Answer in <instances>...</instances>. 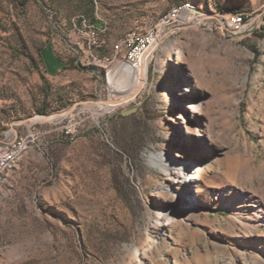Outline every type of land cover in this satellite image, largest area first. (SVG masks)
Listing matches in <instances>:
<instances>
[{
    "label": "rangeland",
    "instance_id": "rangeland-1",
    "mask_svg": "<svg viewBox=\"0 0 264 264\" xmlns=\"http://www.w3.org/2000/svg\"><path fill=\"white\" fill-rule=\"evenodd\" d=\"M184 2L196 17L164 28L139 85L128 33ZM15 139L0 264H264V0H0V146Z\"/></svg>",
    "mask_w": 264,
    "mask_h": 264
},
{
    "label": "bare ground",
    "instance_id": "bare-ground-1",
    "mask_svg": "<svg viewBox=\"0 0 264 264\" xmlns=\"http://www.w3.org/2000/svg\"><path fill=\"white\" fill-rule=\"evenodd\" d=\"M182 4H188L191 9L195 10V4H193L191 2H184ZM164 17H165V15H164ZM156 32H157V29H153V30L149 31L138 42H144V41L149 40L154 34H156ZM156 45H158V43H156L152 47H150V49L141 56V58L139 59L138 62H136V63H130L129 62V64H132V67L136 68V70L139 73V76H138V84L139 85L141 84V82H143V80L145 78L146 67H147L148 61L150 59L152 49ZM181 52L178 51V53H177L178 58L182 57L183 54ZM118 100L115 98H112L111 101L115 103ZM119 101H121V100H119ZM26 145H27V143L22 144L15 151L14 154L5 155L4 160H2L0 163V169H4V168L10 166L12 163H14L17 160L20 153L23 151V149H25ZM17 146H18V139H15V140L11 141L10 144L6 148H2V151H10L13 147H17ZM150 161L152 164L162 166L163 168H167V169L178 168V169H180L183 173V179H185L187 184H189V182H193L196 184L197 183L196 179L200 178L197 175V173H200V166L193 167V166H190L189 164H187L185 166L183 163H180L178 160H176V157H174V155L172 153H166V152L153 153L150 157ZM159 205L160 206L157 209V217L160 218V220H162V221L165 220L168 222L169 221L168 216H170V221L171 222L174 221V215H173L172 211L174 210L175 207L170 203L160 202Z\"/></svg>",
    "mask_w": 264,
    "mask_h": 264
},
{
    "label": "built area",
    "instance_id": "built-area-1",
    "mask_svg": "<svg viewBox=\"0 0 264 264\" xmlns=\"http://www.w3.org/2000/svg\"><path fill=\"white\" fill-rule=\"evenodd\" d=\"M197 12L191 9L188 4H176L173 5L167 12L165 17H163L160 23L157 25V32L149 40L144 42H137V31H130L125 39L128 45V54L126 56V61L130 63H136L139 61L141 56L147 52L150 47L156 43H160L163 37L164 28L167 25L190 22L196 17ZM225 26L228 25L233 32H242L247 26V16L242 12H228L221 15ZM28 141L26 139H19L18 146L13 147L10 151H2L0 146V163L4 160L5 155L14 154L15 151L22 145L26 144Z\"/></svg>",
    "mask_w": 264,
    "mask_h": 264
},
{
    "label": "trees",
    "instance_id": "trees-1",
    "mask_svg": "<svg viewBox=\"0 0 264 264\" xmlns=\"http://www.w3.org/2000/svg\"><path fill=\"white\" fill-rule=\"evenodd\" d=\"M236 12H238V11H236Z\"/></svg>",
    "mask_w": 264,
    "mask_h": 264
}]
</instances>
